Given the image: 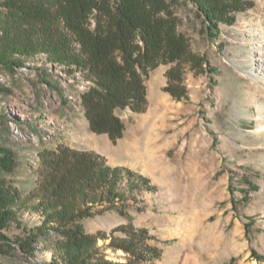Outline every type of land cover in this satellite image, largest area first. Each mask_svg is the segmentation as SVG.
<instances>
[{"label":"rangeland","instance_id":"374dc122","mask_svg":"<svg viewBox=\"0 0 264 264\" xmlns=\"http://www.w3.org/2000/svg\"><path fill=\"white\" fill-rule=\"evenodd\" d=\"M243 1L246 9L234 22H220L212 38L191 0L171 2L188 60L149 73L144 113L116 111L126 137L116 143L89 130L81 97L92 84L81 70L35 66L43 55L23 68H0V85L8 90L0 96V145L13 148L18 160L0 180L30 197L42 179V154L94 153L144 177L149 187L126 191L125 199L99 206L81 222L96 239L100 262L264 264V0ZM172 69L177 78L169 82ZM169 84L185 98L172 99ZM147 144L157 154L145 163ZM19 218L21 226L12 222L5 231L11 240L40 221L32 208ZM134 236L154 252L146 261L118 248ZM0 264H53L52 252L41 244L31 257L14 249L0 254Z\"/></svg>","mask_w":264,"mask_h":264},{"label":"trees","instance_id":"16d2710c","mask_svg":"<svg viewBox=\"0 0 264 264\" xmlns=\"http://www.w3.org/2000/svg\"><path fill=\"white\" fill-rule=\"evenodd\" d=\"M172 1L0 0V68H23L43 55L45 62L36 60L35 66L67 68L69 74L73 68L81 70L83 79L92 84L81 97L89 130L116 143L125 130L116 111L128 108L134 114L144 113L149 73L160 65L188 60V45L177 31ZM191 1L209 23L210 38L220 22H234L247 7L243 0ZM167 77L172 82L176 71L170 70ZM166 90L174 100L185 98L170 84ZM6 93L0 85V96ZM39 161L37 173L42 179L30 197H22L0 180V254L18 249L31 257L41 244L51 250L53 264H112L98 260L96 239L84 233L81 222L99 206H114L125 199L126 191L148 187L147 180L108 165L94 153L59 151L42 154ZM17 164L15 150L0 145V174L12 173ZM28 208L39 214V224L23 227L22 236L9 239L6 229L12 222L21 226L19 213ZM121 243L118 248L137 262L154 254L141 247L135 236Z\"/></svg>","mask_w":264,"mask_h":264},{"label":"crops","instance_id":"0c3cea01","mask_svg":"<svg viewBox=\"0 0 264 264\" xmlns=\"http://www.w3.org/2000/svg\"><path fill=\"white\" fill-rule=\"evenodd\" d=\"M126 132V131H125ZM125 136V135H124ZM123 136V138L122 139H124V138H126V137H124ZM133 148H135L134 146H133ZM126 154L127 155H130V154H133V152H131V149H129L127 152H126ZM136 154H138V155H141V156H143L142 154L143 153H139V152H137ZM157 154V149H153L152 148V146H151V144H147L146 145V150H145V153H144V155H145V163H148L150 160H152L154 157H155V155ZM149 159V160H148ZM114 166H124V165H122V164H115ZM128 168H130V169H132L133 167H131V166H128ZM133 170V169H132ZM135 172H136V170H135Z\"/></svg>","mask_w":264,"mask_h":264},{"label":"bare ground","instance_id":"6f19581e","mask_svg":"<svg viewBox=\"0 0 264 264\" xmlns=\"http://www.w3.org/2000/svg\"><path fill=\"white\" fill-rule=\"evenodd\" d=\"M160 104H161V102H160Z\"/></svg>","mask_w":264,"mask_h":264}]
</instances>
